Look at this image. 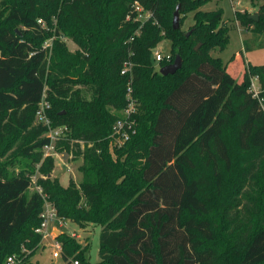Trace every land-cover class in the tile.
<instances>
[{
	"label": "trees",
	"instance_id": "obj_1",
	"mask_svg": "<svg viewBox=\"0 0 264 264\" xmlns=\"http://www.w3.org/2000/svg\"><path fill=\"white\" fill-rule=\"evenodd\" d=\"M260 1L256 21L247 11L234 19L264 39ZM135 2L151 17L131 43L135 133L116 148L109 136L126 106L120 68L139 26ZM205 2L0 0V264L14 254L30 264L45 202L79 227L101 228L97 263L89 244L55 237L67 264H264V112L248 92L257 75L264 103V64L248 63L236 81L211 56L226 47L228 27L221 10H200ZM178 5L182 17L193 13L186 31L182 19L172 28ZM164 39L169 54L156 62L152 50ZM177 55L181 67L160 75L154 63L161 68ZM236 56L243 62L241 51L230 61ZM42 98L51 126L86 143L82 152L69 140L57 145L82 155L79 183L63 187L49 176L48 129L36 122ZM33 176L41 191L26 196Z\"/></svg>",
	"mask_w": 264,
	"mask_h": 264
},
{
	"label": "rangeland",
	"instance_id": "obj_2",
	"mask_svg": "<svg viewBox=\"0 0 264 264\" xmlns=\"http://www.w3.org/2000/svg\"><path fill=\"white\" fill-rule=\"evenodd\" d=\"M260 3V0H255L252 4L251 0H206L200 10L206 12L221 10L222 21L228 27V43L226 47L223 50H212L210 53L212 57H218L222 63L226 64L230 61L233 54L242 50L243 61L247 60L252 65L264 64V39L256 37L252 34L250 29H246V27H243L240 24L237 27L234 19L235 12L247 11L248 13L253 14L257 10ZM192 15L193 13H188L185 17L179 15V19H182L183 22L181 25L182 30L186 31L188 27L193 24ZM48 33L50 36L43 43V46L51 44L52 31H48ZM65 42L70 51L77 49L76 45L71 41L66 40ZM155 51H159L163 57L168 56L170 51V42L167 39L162 40L152 50V54ZM154 65L155 69L159 70V65L157 63H154ZM238 79L239 77L236 76V80ZM90 94L91 92L87 88L83 89V95L85 98H90ZM74 148L75 147H73L69 152H66L65 150H61L58 153L54 150L50 152L54 154V168L50 177L57 178L59 184L63 187L68 185L70 179H72L75 183H79L81 180L80 165L82 164V160L78 159L74 154ZM71 156L72 159L69 158ZM3 159H5V157L1 160ZM67 166H70L71 172L67 170ZM35 186L36 177H33L31 187L28 192H26V196H30L36 190ZM100 229L101 228L99 226L93 224H87L83 227H79L75 223L68 220L64 227H58L56 224H53V226H50L48 229V233H50V235L41 241L33 255L28 258V262L30 264H67L61 255L57 258L52 256V252L54 250L53 238H55V235L59 232L74 238L75 242L79 243L81 246L89 244L88 259L91 263H97L100 260L98 254ZM51 231H53L52 234ZM70 234H73V237ZM14 255L15 259H17V254ZM16 263L21 264L22 261L18 260ZM4 264L6 263L4 262Z\"/></svg>",
	"mask_w": 264,
	"mask_h": 264
},
{
	"label": "built area",
	"instance_id": "obj_3",
	"mask_svg": "<svg viewBox=\"0 0 264 264\" xmlns=\"http://www.w3.org/2000/svg\"><path fill=\"white\" fill-rule=\"evenodd\" d=\"M130 13L133 14L134 20L139 22V26L136 29V31L133 33V35L126 41L127 44V57L123 60L120 68V75L127 78V84L125 88V100H126V106L120 110L119 116L116 119L113 127H112V133L109 136V145L111 147L119 148L121 147L125 142H127L130 139V136L135 133V126H136V120L134 118L135 114L137 113V100L133 96V90H132V81H133V69L136 66V63L133 61L134 51L131 47V43L135 40V37L140 35L142 26L144 22H146L147 19L151 17V14L146 11L140 4L133 3L130 5ZM127 20L130 19L129 16L126 18ZM41 23V21H38ZM49 46V44L45 45ZM153 58L156 62H159L164 58L159 51L153 52ZM248 92L251 94V96L258 101L260 104L263 112H264V103L263 99L260 96L262 92V87L259 83V78L257 75H252L249 78V85H248ZM38 110L36 112V122H40L42 125L46 126L48 131L46 133V137L49 139V143L46 144L43 147V157H52L54 159V154L50 153L51 151H55L58 153L57 145L61 141H67L68 138V130L66 127H52L50 120L47 116L46 110L49 108L48 102L42 98L41 102L38 105ZM71 144H78L80 152L83 151V148L85 146V142L82 140H69ZM87 146H91L90 143L87 144ZM72 159V156L69 157ZM78 159L82 160V155L77 157ZM67 170L71 172L70 166H67ZM36 177L37 176H33ZM32 177V178H33ZM32 184V183H31ZM36 190L40 192V188L36 185ZM40 217L42 219V222L40 224V227L36 230L37 233L41 234L42 240L46 239L50 233H48V229L50 226L52 227L53 224H56L58 227H64L67 224V220L62 219L57 216L54 208L48 203H44L43 211L40 214ZM56 231V230H54ZM53 231H51V234ZM73 237V234H70ZM57 235H55L56 237ZM53 243L54 250L52 252V256L54 258H57L60 256L61 252V245L60 243L55 239ZM16 259L14 256L8 257L6 259V264H15ZM70 264H79L78 261H72Z\"/></svg>",
	"mask_w": 264,
	"mask_h": 264
},
{
	"label": "water",
	"instance_id": "obj_4",
	"mask_svg": "<svg viewBox=\"0 0 264 264\" xmlns=\"http://www.w3.org/2000/svg\"><path fill=\"white\" fill-rule=\"evenodd\" d=\"M249 17L255 21L258 18L256 14H252ZM171 24H172V28L174 30H177L180 27V24H179V5L176 7L175 11L173 12ZM186 35H188V33H186ZM198 47H199V45L195 46L194 50H197ZM180 67H181V59L177 55L171 64L166 65V66H162L161 68H159L158 72L160 75H163V76H166L169 74L171 75V74H174Z\"/></svg>",
	"mask_w": 264,
	"mask_h": 264
},
{
	"label": "crops",
	"instance_id": "obj_5",
	"mask_svg": "<svg viewBox=\"0 0 264 264\" xmlns=\"http://www.w3.org/2000/svg\"><path fill=\"white\" fill-rule=\"evenodd\" d=\"M252 15V14H251ZM236 22V21H235ZM237 27L239 26V24L236 22ZM242 53L243 51L240 50ZM236 54V53H235ZM250 63L249 61L245 60V61H240L238 59V57H234L233 61H229L226 63V70L234 77V79L236 80V76L239 77L238 80L236 81H240L242 78V74H243V70L245 68V66ZM251 64V63H250ZM57 231V230H56ZM59 233V232H58Z\"/></svg>",
	"mask_w": 264,
	"mask_h": 264
}]
</instances>
